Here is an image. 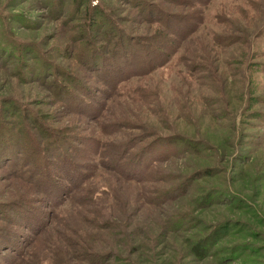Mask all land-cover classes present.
I'll return each instance as SVG.
<instances>
[{
    "label": "rangeland",
    "instance_id": "1",
    "mask_svg": "<svg viewBox=\"0 0 264 264\" xmlns=\"http://www.w3.org/2000/svg\"><path fill=\"white\" fill-rule=\"evenodd\" d=\"M0 264H264V0H0Z\"/></svg>",
    "mask_w": 264,
    "mask_h": 264
},
{
    "label": "trees",
    "instance_id": "2",
    "mask_svg": "<svg viewBox=\"0 0 264 264\" xmlns=\"http://www.w3.org/2000/svg\"><path fill=\"white\" fill-rule=\"evenodd\" d=\"M88 1H90V0H88Z\"/></svg>",
    "mask_w": 264,
    "mask_h": 264
}]
</instances>
